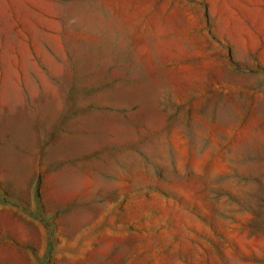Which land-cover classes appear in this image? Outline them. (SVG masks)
Listing matches in <instances>:
<instances>
[{
  "label": "rangeland",
  "instance_id": "1",
  "mask_svg": "<svg viewBox=\"0 0 264 264\" xmlns=\"http://www.w3.org/2000/svg\"><path fill=\"white\" fill-rule=\"evenodd\" d=\"M0 264H264V0H0Z\"/></svg>",
  "mask_w": 264,
  "mask_h": 264
}]
</instances>
